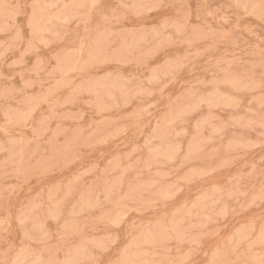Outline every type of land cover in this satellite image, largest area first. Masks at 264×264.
Here are the masks:
<instances>
[{"label": "rangeland", "instance_id": "rangeland-1", "mask_svg": "<svg viewBox=\"0 0 264 264\" xmlns=\"http://www.w3.org/2000/svg\"><path fill=\"white\" fill-rule=\"evenodd\" d=\"M154 263L264 264V0H0V264Z\"/></svg>", "mask_w": 264, "mask_h": 264}, {"label": "bare ground", "instance_id": "bare-ground-1", "mask_svg": "<svg viewBox=\"0 0 264 264\" xmlns=\"http://www.w3.org/2000/svg\"><path fill=\"white\" fill-rule=\"evenodd\" d=\"M144 1V0H143ZM84 2V1H83ZM156 2V1H155ZM92 4V3H91ZM149 4H151V3H149ZM235 4V3H234ZM158 5H159V3H158ZM154 6V5H153ZM51 7V6H50ZM155 7V6H154ZM127 8V7H126ZM30 9V8H29ZM142 10V9H141ZM252 10V9H251ZM47 13V12H46ZM74 13V12H73ZM44 14V13H43ZM263 14V13H262ZM58 15V14H57ZM122 16H124V15H122ZM54 17V16H53ZM58 17H59V15H58ZM84 17H85V15H84ZM104 18V17H103ZM60 20V19H59ZM65 20V19H64ZM101 20V19H100ZM61 21V20H60ZM83 23V22H82ZM177 24V23H176ZM30 25V24H29ZM84 25V24H83ZM163 25V24H162ZM174 25V24H173ZM177 26V25H176ZM180 26V25H179ZM11 27V26H10ZM172 27H174V26H172ZM183 27V26H182ZM6 29V28H5ZM177 29V28H176ZM183 29H185V27L183 28ZM85 30H86V28H85ZM50 31V30H49ZM45 32V31H44ZM155 32V31H154ZM31 33H33V32H31ZM177 33V32H176ZM180 33V32H179ZM36 34V33H35ZM110 34V33H109ZM159 34V33H158ZM161 34V33H160ZM164 34V33H163ZM194 34V33H193ZM39 35V34H38ZM53 35V34H52ZM181 35V34H180ZM108 36V35H107ZM158 36V35H157ZM196 36V35H195ZM99 37V36H98ZM159 37V36H158ZM197 37H198V35H197ZM12 38V37H11ZM103 38H104V36H103ZM145 38V37H144ZM193 38H195V37H193ZM201 38V37H200ZM199 38V39H200ZM14 39V38H13ZM27 39H29V38H27ZM32 39V38H31ZM36 39V38H35ZM43 39V38H42ZM96 39H99V38H96ZM107 39V38H106ZM126 39H127V37H126ZM141 39V38H140ZM101 40H102V38H101ZM162 40V39H161ZM76 41V40H75ZM106 41V40H105ZM121 41V40H120ZM42 42V41H41ZM40 42V43H41ZM99 42V41H98ZM102 42V41H101ZM124 42H126V41H124ZM138 42V41H137ZM166 42V41H165ZM169 42V41H168ZM30 43V42H29ZM104 44H105V42H103ZM134 43V42H133ZM122 44V43H121ZM102 45V44H101ZM162 46V45H161ZM98 47V46H97ZM29 48V47H28ZM79 48V47H78ZM99 48H100V46H99ZM6 49V48H5ZM85 49V48H84ZM92 49V48H91ZM97 49V48H96ZM80 50V49H79ZM93 50V49H92ZM99 50V49H98ZM84 51V50H83ZM90 51V50H89ZM97 51V50H96ZM125 52V51H124ZM156 52V51H155ZM6 53V52H5ZM105 53V52H104ZM119 54V53H118ZM148 54V53H147ZM188 54V53H187ZM131 55V54H130ZM143 55V54H142ZM107 56V55H106ZM105 56V57H106ZM72 57V56H71ZM105 57H103V58H105ZM145 57V56H144ZM147 57V56H146ZM107 58V57H106ZM122 58V57H121ZM96 59V58H95ZM183 59H185V58H183ZM188 59V58H187ZM101 60V59H100ZM147 60V59H146ZM103 61V60H102ZM107 61V60H106ZM129 61V60H128ZM142 61H144V60H142ZM169 61H171V60H169ZM101 62V61H100ZM137 62V61H136ZM168 62V61H167ZM144 63V62H143ZM172 63H173V61H172ZM73 64V63H72ZM111 64V63H110ZM170 64V63H169ZM74 65H76V64H74ZM141 65V64H140ZM166 65V64H165ZM172 65V64H171ZM183 65V64H182ZM81 66V65H80ZM179 66V65H178ZM83 67V66H82ZM174 67V66H173ZM172 67V68H173ZM180 67V66H179ZM183 67V66H182ZM168 68H170V65H169V67H167V69ZM165 69H166V67H165ZM176 69H177V67H176ZM159 70V69H158ZM169 70V69H168ZM172 70V69H171ZM156 71V70H155ZM164 71V70H163ZM60 72V71H59ZM153 72H154V70H153ZM157 72V71H156ZM167 73V72H166ZM37 74V73H36ZM65 75V74H64ZM152 75V74H151ZM168 75V74H167ZM116 77H118V76H116ZM165 77H166V75H165ZM104 78V77H103ZM160 78V77H159ZM109 79V78H108ZM149 79H151V76H149ZM158 79V78H157ZM87 80H89V79H87ZM110 80V79H109ZM146 80V79H145ZM153 80H154V77H153ZM99 81V80H98ZM103 81V80H102ZM108 81V80H107ZM122 81V80H121ZM155 81V80H154ZM161 81V80H160ZM254 81V80H253ZM93 83H95V85H97L96 84V82H93ZM112 83V82H111ZM147 83H148V81H147ZM156 83V82H155ZM55 84H56V82H55ZM68 84H70V83H68ZM80 84V83H79ZM132 84V83H131ZM245 84V83H244ZM58 85V84H57ZM55 86V85H54ZM63 86H65L64 84H63ZM103 86H104V84H103ZM102 86V87H103ZM110 86V85H109ZM113 86V85H112ZM89 87H90V85H89ZM97 87V86H96ZM134 87V86H133ZM109 88V87H108ZM125 88V87H124ZM127 88V87H126ZM114 89H117V88H114ZM113 89V90H114ZM129 89V88H128ZM134 89V88H133ZM74 90V89H73ZM107 90V89H106ZM251 90H253V89H251ZM95 91V90H94ZM108 91V90H107ZM117 91V90H116ZM159 91V90H158ZM18 92V91H17ZM97 92V91H96ZM138 92V91H137ZM147 92V91H146ZM87 93V92H86ZM193 93V92H192ZM11 94V93H10ZM109 94V93H108ZM147 94H149V93H147ZM205 94V93H204ZM110 95V94H109ZM122 94H120V96H121ZM127 95V94H126ZM131 95V94H130ZM135 95V93L133 94V96ZM145 96V95H144ZM148 96H152L151 94H149ZM204 96V95H203ZM112 97V96H111ZM123 97H125V96H123ZM127 98V97H126ZM134 98V97H133ZM42 102V101H41ZM202 103H203V101H201ZM207 102V101H206ZM53 103V102H52ZM128 103V102H127ZM117 104V103H116ZM19 105H20V103H19ZM125 105V104H124ZM141 105H142V103H141ZM30 106V105H29ZM34 106V105H33ZM109 106V105H108ZM189 106V105H188ZM28 107V106H27ZM31 107V106H30ZM37 107V106H36ZM118 107V106H117ZM187 107V106H186ZM52 108H54V106L52 107ZM192 108V107H191ZM195 108V107H194ZM209 108V107H208ZM33 109V108H32ZM209 110V109H208ZM102 111V110H101ZM104 111V110H103ZM181 111V110H180ZM52 112V111H51ZM100 112V111H99ZM182 113V112H181ZM170 115V114H169ZM24 116V115H23ZM168 118V117H167ZM204 118H206V117H204ZM173 119V118H172ZM184 119V118H183ZM203 119V118H202ZM167 120V119H166ZM158 122V121H157ZM177 122V121H176ZM174 123H175V121H174ZM204 123V122H203ZM159 124V123H158ZM157 124V125H158ZM176 124V123H175ZM104 125V124H103ZM154 127H156V126H154ZM160 128V127H159ZM154 129V128H153ZM156 130V129H155ZM154 130V131H155ZM165 130V129H164ZM95 131V130H94ZM91 133V132H90ZM5 134V133H4ZM100 138V137H99ZM106 138V137H105ZM160 138V137H159ZM101 139V138H100ZM110 139V138H109ZM110 141V140H109ZM145 143V142H144ZM149 145V144H148ZM22 146V145H21ZM145 146V145H144ZM13 148H15V147H13ZM12 149V148H11ZM152 149V148H151ZM155 149V148H154ZM24 150V149H23ZM132 150V149H131ZM154 151V150H153ZM135 152V151H134ZM149 152H151V151H149ZM133 153V152H132ZM160 154V153H159ZM169 157V156H168ZM169 159V158H168ZM170 160V159H169ZM2 161V160H1ZM10 162V161H9ZM119 162V161H118ZM143 163V162H142ZM112 164V163H111ZM160 165V164H159ZM147 166H149L148 164H147ZM163 166V165H162ZM128 167V166H127ZM17 168V167H16ZM149 168H151V167H149ZM120 169H121V167H120ZM176 169V168H175ZM114 170V169H113ZM169 171V170H168ZM167 171V172H168ZM139 174V173H138ZM141 175V174H140ZM165 177V176H164ZM163 177V178H164ZM152 178H153V176H152ZM186 181V180H185ZM107 182V181H106ZM164 183V182H163ZM118 184V183H117ZM121 184V183H120ZM159 185V184H158ZM121 186V185H120ZM138 186H140V185H138ZM148 187V186H147ZM154 187V186H153ZM156 187V186H155ZM69 188V187H68ZM144 188V187H143ZM139 189V188H138ZM145 189V188H144ZM147 189H149V188H147ZM136 190V189H135ZM152 190V189H151ZM151 190H149V191H151ZM147 191V190H146ZM157 191V190H156ZM164 191V190H163ZM155 193V192H154ZM162 193V192H161ZM111 194V193H110ZM152 194V193H151ZM157 194H158V192H157ZM53 196V195H52ZM123 196V195H122ZM127 197V196H126ZM132 197V196H131ZM134 197V196H133ZM203 197V196H202ZM50 199V198H49ZM118 199V198H117ZM132 199V198H131ZM134 199V198H133ZM166 199V198H165ZM202 199V198H201ZM52 200V199H51ZM95 200V199H94ZM125 200V199H124ZM124 200H122V201H124ZM45 201V200H44ZM59 201V200H58ZM119 201V200H118ZM128 201V200H127ZM134 201V200H133ZM129 202H131L132 203V201L129 199ZM56 203V202H55ZM148 203V202H147ZM31 204V203H30ZM81 204H83L82 202H81ZM94 204V203H93ZM34 205V204H33ZM37 206V205H36ZM95 206V205H94ZM34 207V206H33ZM47 207V206H46ZM49 207V206H48ZM48 207H47V209H48ZM117 207V206H116ZM39 208V207H38ZM41 208V207H40ZM61 208V207H60ZM50 209V208H49ZM52 209V208H51ZM55 209H56V207H55ZM130 209V208H129ZM139 209V208H138ZM132 210H133V208H132ZM131 209H130V211H132ZM129 211V212H130ZM139 211V210H138ZM73 212V211H72ZM116 214H117V212H116ZM77 215V214H76ZM75 215V216H76ZM104 215V214H103ZM120 215H121V213H120ZM107 217V216H106ZM105 217V218H106ZM121 217V216H120ZM123 217V216H122ZM125 217V216H124ZM50 218V217H49ZM52 218V217H51ZM54 218V217H53ZM52 218V219H53ZM21 219H23V218H21ZM116 219V218H115ZM55 220V219H54ZM108 220V219H107ZM68 221V220H67ZM109 221V220H108ZM113 221V220H112ZM118 222V221H117ZM119 222H121V221H119ZM9 223V222H8ZM22 223H24L23 221H22ZM71 223V222H70ZM77 223V222H76ZM113 223H115L114 221H113ZM159 223V222H158ZM74 224V223H73ZM119 224V223H118ZM157 224V223H156ZM9 225V224H8ZM42 225V224H41ZM112 225H114V224H112ZM165 225V224H164ZM40 227V226H39ZM63 227H64V225H63ZM75 228V227H74ZM81 229H82V227H81ZM92 229V228H91ZM161 229V228H160ZM171 229V228H170ZM159 232H160V230H159ZM158 232V233H159ZM163 232V231H162ZM176 233V232H175ZM27 234V233H26ZM41 234V233H40ZM80 235V234H79ZM149 235H151V234H149ZM185 235V234H184ZM183 235V236H184ZM181 236V235H180ZM61 237V236H60ZM152 237V236H151ZM194 238V237H193ZM197 238V237H196ZM155 239V238H154ZM64 241V240H63ZM92 241V240H91ZM106 242V241H105ZM111 243V242H110ZM58 244V243H57ZM57 244H56V246H57ZM140 244H141V242H140ZM141 246H142V244H141ZM103 247V246H102ZM101 247V248H102ZM171 248V247H170ZM74 249V248H73ZM83 249V251H84V248H82ZM156 249V248H155ZM77 250V249H76ZM79 252V251H78ZM131 252V251H130ZM122 253V252H121ZM132 254V253H131ZM73 255H74V253H73ZM75 255H77V254H75ZM83 255V254H82ZM133 256V255H132ZM188 256V255H187ZM178 257V256H177ZM31 258V257H30ZM179 258V257H178ZM19 259V258H18ZM85 260H87V259H85ZM180 260V259H179ZM73 261H75L74 259H73ZM90 261V260H89ZM127 261V260H126ZM172 261V260H171ZM96 262V261H95ZM155 264V263H154ZM157 264H159V263H157ZM161 264V263H160Z\"/></svg>", "mask_w": 264, "mask_h": 264}]
</instances>
